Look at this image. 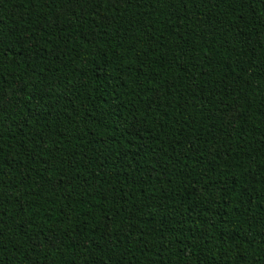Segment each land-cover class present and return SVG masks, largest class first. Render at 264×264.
I'll return each instance as SVG.
<instances>
[{
  "label": "trees",
  "instance_id": "16d2710c",
  "mask_svg": "<svg viewBox=\"0 0 264 264\" xmlns=\"http://www.w3.org/2000/svg\"><path fill=\"white\" fill-rule=\"evenodd\" d=\"M0 264H264V0H0Z\"/></svg>",
  "mask_w": 264,
  "mask_h": 264
},
{
  "label": "rangeland",
  "instance_id": "374dc122",
  "mask_svg": "<svg viewBox=\"0 0 264 264\" xmlns=\"http://www.w3.org/2000/svg\"><path fill=\"white\" fill-rule=\"evenodd\" d=\"M78 6H79V3H72V4L68 5V7L65 10H63L62 12L69 11L73 7H78Z\"/></svg>",
  "mask_w": 264,
  "mask_h": 264
}]
</instances>
